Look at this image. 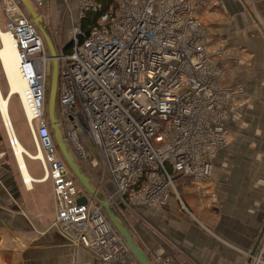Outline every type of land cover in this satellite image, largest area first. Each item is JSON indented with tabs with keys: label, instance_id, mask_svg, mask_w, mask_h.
<instances>
[{
	"label": "built area",
	"instance_id": "2783aa9c",
	"mask_svg": "<svg viewBox=\"0 0 264 264\" xmlns=\"http://www.w3.org/2000/svg\"><path fill=\"white\" fill-rule=\"evenodd\" d=\"M205 1H80V17L89 10L98 15L87 33L74 26L69 50L59 52L58 108L71 151L70 142L87 158L86 140L108 168L112 185L105 194L114 207L124 197L137 206L160 207L176 177H208L210 157L226 144L227 127L219 115L231 114L224 99L237 92L219 84L222 69L214 57L223 51L210 49L195 15ZM3 5L4 30L13 36L27 81L32 139L40 145L41 166L53 187L54 225L71 243L90 250L96 264H131L129 259L134 264L118 232L111 226L118 238L114 245L111 233L103 231L110 222L102 207L90 197L77 203L80 187L58 151L47 117L44 40L18 0Z\"/></svg>",
	"mask_w": 264,
	"mask_h": 264
},
{
	"label": "crops",
	"instance_id": "0c3cea01",
	"mask_svg": "<svg viewBox=\"0 0 264 264\" xmlns=\"http://www.w3.org/2000/svg\"><path fill=\"white\" fill-rule=\"evenodd\" d=\"M221 1H205L198 11L209 45L223 51L220 86L240 90L236 116L225 146L209 159L208 177H176L164 205L133 207L128 225L153 264H245L264 226V0ZM79 2L46 0L41 9L52 32L64 29L58 52L78 25L68 14ZM0 156V264H96L54 225L53 187L40 162L24 155L26 181L16 156L14 163ZM255 253L250 264H264V252Z\"/></svg>",
	"mask_w": 264,
	"mask_h": 264
},
{
	"label": "water",
	"instance_id": "95a60500",
	"mask_svg": "<svg viewBox=\"0 0 264 264\" xmlns=\"http://www.w3.org/2000/svg\"><path fill=\"white\" fill-rule=\"evenodd\" d=\"M19 3L25 9L28 17L32 20L33 24L37 27L39 33L44 40L45 48L48 52V74H47V87H46V110L49 124L51 125L52 135L56 141V145L60 155H62L67 169L75 177L76 181L81 185L80 190L76 196L78 204H85L88 197L95 199L97 203L102 207L103 212L107 215V218L113 229L121 236L123 243L127 246L131 255L136 258L139 264H153L145 250L135 241L133 233L126 222L122 219L113 203L106 197V195L94 186L88 174L80 169L75 154L72 153L68 146L66 139L63 135V125L61 124V117L58 109V70H59V52L55 42L54 35L49 27L46 19H44L42 13L36 5L32 4L31 0H18ZM264 233V226L259 232L256 242L253 248L249 252V256L245 264H250L254 253L260 244V239Z\"/></svg>",
	"mask_w": 264,
	"mask_h": 264
},
{
	"label": "rangeland",
	"instance_id": "374dc122",
	"mask_svg": "<svg viewBox=\"0 0 264 264\" xmlns=\"http://www.w3.org/2000/svg\"><path fill=\"white\" fill-rule=\"evenodd\" d=\"M79 1H81V0H79ZM3 2H4V0H0V20H1L0 21V24H1L0 27H2L1 28L2 31L4 30L5 22H6L5 21L6 18H5V20L3 18V16H4V13H3V7H4ZM31 2L34 5L36 4V3H34L33 0H31ZM45 3H46V0H43L42 5L36 4L37 8L40 10V12H41L42 7L45 5ZM81 5H82V3H80V6L76 9V12L74 10L73 12H71V14L70 13L68 14L69 16L74 18V20H76V22L79 25V27H80V21L82 19L80 17L82 15V7H81ZM198 8H200V5L197 7L195 15L200 20V22H202L203 28L205 30V21H204V18H202V15H200V13L198 11ZM86 12H90V10L89 11H83V15ZM2 14H3V16H2ZM63 18H64V15H62V19ZM57 19H58V22L61 20L58 17H57ZM75 26H76V24H75ZM73 29L74 28H71V37H72ZM54 32H55V34H54ZM54 32H52V34L55 35L54 38L57 39V40L55 39V42L57 41L56 42V44L58 46L57 48H59V46H60L59 40L61 41L63 36L65 35L64 34V29H61L60 27H57V29H55ZM209 47H210V49H213L212 45H210ZM214 59L215 60H219L220 58L217 56V57H214ZM221 69H222V75H223L221 79H224V78H226L225 70H224V68H222V66H221ZM222 85L224 86L225 84H222ZM223 86H221V87H223ZM225 87H227V86H225ZM0 88H1L2 95L6 96L7 91H8V84H7V81L5 79V75L3 73V69H2L1 65H0ZM233 91L239 93L240 90L239 89L237 90V89L233 88L232 92ZM238 98H239L238 95L235 94V95H232V96L227 97V98L224 99V104L223 105L227 107L228 112H230L231 114H229L228 116L227 115L226 116L219 115V117H220V120H222L223 123L226 124V127H228V124L230 123V121H228L227 119L230 120L231 117H234V115H235V113L237 111ZM8 111L10 113L11 125L14 127L15 133H17L19 135L20 141H22V145H24L27 148L28 151L34 152L35 151L34 140L32 139V137H31L32 134H31V132L29 130V128L31 129V126L26 123V118L24 116L25 113H24V110H23V108L21 106V102H20L19 96L12 95V97L10 98L9 104H8ZM219 117H216L217 120L219 119ZM64 132H65V130H64ZM226 132H227V129H226ZM0 137H1L0 138V141H1V143H0V155H3L5 160L8 157V161L10 163L11 162L14 163L15 162V159H14L15 156H13L12 150L10 148V143L7 141L8 140L7 139L8 138V134H7V131L5 130V126H3V124H2L1 118H0ZM84 143H85V151H86V154L88 155L87 158L83 159V157H81L78 154V151L76 150L77 148L72 144V142H70L71 148L73 149L72 151H74V153L77 156L76 159L78 161L80 169H82L84 172H86L88 174L89 178H90L91 183L94 186L98 187L99 190H101L105 194L106 191L103 188L107 187L108 189H110L111 185H112V183H110L111 177H110V174L108 172V168H106V165H105L104 161L102 160L100 154L95 150V148L90 147V145L88 144V142L86 140L83 141V144ZM218 152L219 151L215 152L212 155L214 156ZM26 158L28 159V167H29L30 166V164H29L30 160H29V157L26 156ZM0 161H1V156H0ZM39 166H41V163L39 164ZM210 166H212L211 163H210ZM76 184H78L79 187L81 186L77 181H76ZM175 190H177V189H175V187H174V191ZM90 199L93 202L96 201L95 199H92V198H90ZM122 200H123L122 204L116 205L115 209L117 210V213L120 214V216L122 217V219L125 222L128 221V223L126 222L127 225L128 224H133L130 215H131V211L134 209L133 207H137V205L133 204L126 197H124ZM146 205L147 206H151L149 204H146ZM146 205H140V206H146ZM162 205H164V204H162ZM153 207H155V206H153ZM103 214H105V213H103ZM128 228H130L129 225H128ZM130 230H131V228H130ZM116 235H119V234L117 233ZM121 242H122V240H121ZM79 246L83 247L82 245H79ZM258 248L260 250L258 249L257 252L255 253V255L257 256L258 254H260L262 256V254L264 252L263 251V249H264V234H263V237L261 238L260 246ZM129 260H130V263L132 264V260L131 259H129ZM136 261L134 260V264H138V263H136ZM160 263L164 264V263H166V261L163 260Z\"/></svg>",
	"mask_w": 264,
	"mask_h": 264
},
{
	"label": "bare ground",
	"instance_id": "6f19581e",
	"mask_svg": "<svg viewBox=\"0 0 264 264\" xmlns=\"http://www.w3.org/2000/svg\"><path fill=\"white\" fill-rule=\"evenodd\" d=\"M19 63H20L19 56L17 50H15L14 47L13 36L9 32L4 30L2 31L0 29V65L2 66L3 73L5 75V79L8 84V91L6 96L2 95L0 88V118L3 126H5V130L7 131L8 134L7 141L10 143V148L12 150V153L17 158L18 166L20 170L23 172L25 180L28 181L30 179V176L26 171L24 155L26 154L32 159H36L38 161L41 160L43 161V155L40 145L38 143L35 144V142H34L35 151L34 152L28 151L27 148L24 147V145H22V143L18 140V137L14 131V127L11 125L10 113L8 111V104L12 95H17L19 96L21 106L25 113L24 116L26 118V123L31 126V129L29 128L30 132L35 130V125L33 121V111L31 110L30 104L28 102L27 81L21 75ZM78 145H79V150L83 152L82 145L80 143H78ZM108 225L110 227L108 226L107 228V225L104 224L102 229L103 231H105V233L106 232L111 233V238H109L110 243L117 245L118 238L113 234V232L115 231L111 228V225L109 223ZM106 247L110 249L112 247L113 249L114 246L109 245L108 243Z\"/></svg>",
	"mask_w": 264,
	"mask_h": 264
},
{
	"label": "trees",
	"instance_id": "16d2710c",
	"mask_svg": "<svg viewBox=\"0 0 264 264\" xmlns=\"http://www.w3.org/2000/svg\"><path fill=\"white\" fill-rule=\"evenodd\" d=\"M98 15V12H86L81 18L80 21V29L84 33H87L89 28L93 26L96 23V17ZM70 44L66 46V50L69 49Z\"/></svg>",
	"mask_w": 264,
	"mask_h": 264
}]
</instances>
